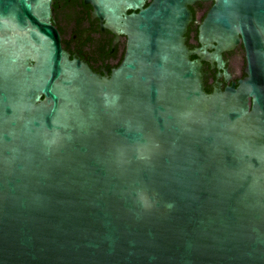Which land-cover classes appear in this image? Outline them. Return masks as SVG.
<instances>
[{
	"label": "water",
	"instance_id": "obj_1",
	"mask_svg": "<svg viewBox=\"0 0 264 264\" xmlns=\"http://www.w3.org/2000/svg\"><path fill=\"white\" fill-rule=\"evenodd\" d=\"M197 1L199 56L244 44L237 88L205 91ZM85 2L128 39L111 76L54 0H0V264H264V0Z\"/></svg>",
	"mask_w": 264,
	"mask_h": 264
},
{
	"label": "flooded vegetation",
	"instance_id": "obj_2",
	"mask_svg": "<svg viewBox=\"0 0 264 264\" xmlns=\"http://www.w3.org/2000/svg\"><path fill=\"white\" fill-rule=\"evenodd\" d=\"M86 0H54L52 26L61 38L63 49L72 59L87 64L94 73L111 76L122 64L128 39L115 34L98 19L93 18V9ZM152 0H146L149 6ZM215 3L197 1L189 7L193 19L186 34V45L191 60L203 65L204 87L208 94L239 86L247 78V56L242 41L221 52L223 68L219 63L205 61L198 52L204 48L200 40V28ZM132 14L131 12L128 13ZM209 50V54H214Z\"/></svg>",
	"mask_w": 264,
	"mask_h": 264
}]
</instances>
